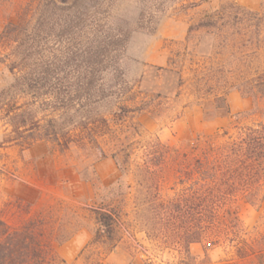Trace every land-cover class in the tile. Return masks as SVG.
Here are the masks:
<instances>
[{
    "label": "rangeland",
    "instance_id": "rangeland-1",
    "mask_svg": "<svg viewBox=\"0 0 264 264\" xmlns=\"http://www.w3.org/2000/svg\"><path fill=\"white\" fill-rule=\"evenodd\" d=\"M40 1L0 0V33L30 19ZM71 1L78 13L80 0ZM111 1V21L131 38L105 83L122 78L137 103H146L128 117L139 133L129 173L112 158L114 143L65 153L45 142L23 149L8 142L11 130L0 117V221L12 233H28L32 248L40 246L37 264H264V202L232 205L244 228L234 243L207 241L189 251L149 238L136 208L144 199L138 185L144 165L158 175L161 195H174L178 162H159L162 146H175L191 161L208 137L264 120V0ZM74 16L58 10L45 19ZM210 17L217 28H206ZM66 42L49 39L47 50ZM112 209L120 216L110 233L100 219ZM245 245L251 252L242 260L236 253Z\"/></svg>",
    "mask_w": 264,
    "mask_h": 264
},
{
    "label": "trees",
    "instance_id": "trees-1",
    "mask_svg": "<svg viewBox=\"0 0 264 264\" xmlns=\"http://www.w3.org/2000/svg\"><path fill=\"white\" fill-rule=\"evenodd\" d=\"M78 2L76 13L71 0L61 1V8L58 0H41L30 19L9 23L0 33V117L11 130L8 142L23 149L45 142L65 153L114 143L112 158L127 175L139 136L128 117L146 103H137L122 78L109 85L103 76L121 67L131 32L111 21V0ZM58 10L75 16L46 21L47 13ZM145 14L141 11V17ZM216 22L212 17L206 28H217ZM54 37L67 44L48 51ZM158 154L163 164L178 162L177 182L174 195L163 197L158 175L146 165L141 168L144 199L136 208L146 235L187 251L207 241L218 247L240 238L244 228L232 205L264 202V120L208 137L191 161L175 146H162ZM119 216L112 209L101 214L100 222L111 233ZM30 241L28 233H12L0 221V264H37L42 250ZM250 250L245 245L236 256L247 259Z\"/></svg>",
    "mask_w": 264,
    "mask_h": 264
}]
</instances>
